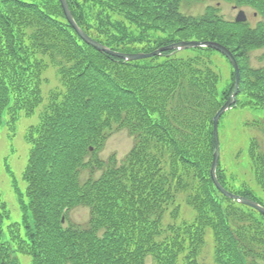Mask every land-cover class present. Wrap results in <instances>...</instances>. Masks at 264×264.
Listing matches in <instances>:
<instances>
[{
    "label": "trees",
    "instance_id": "1",
    "mask_svg": "<svg viewBox=\"0 0 264 264\" xmlns=\"http://www.w3.org/2000/svg\"><path fill=\"white\" fill-rule=\"evenodd\" d=\"M66 1L78 26L114 51L149 52L180 40L224 45L240 69L233 106L264 108V67L249 63L254 50L264 57L263 20L227 21L213 8L187 16L184 0ZM227 1L264 16V0ZM190 49L191 56L165 50L125 60L81 38L60 0H0V123L4 112L13 124L19 111L33 114L42 104L49 66L58 79L25 135L24 193L12 181L18 221L0 194V264H20L19 255L29 264H207L208 230L213 264H264V214L222 194L210 174L213 116L235 73L220 87L215 50ZM256 128L264 131V123ZM119 129L133 143L119 164L114 156L105 163L96 152ZM249 164L264 192V149L255 138ZM216 172L228 189L220 159ZM246 184L228 190L262 204ZM179 194L194 210L190 219L180 218ZM78 207L89 212L83 224L68 216Z\"/></svg>",
    "mask_w": 264,
    "mask_h": 264
},
{
    "label": "rangeland",
    "instance_id": "2",
    "mask_svg": "<svg viewBox=\"0 0 264 264\" xmlns=\"http://www.w3.org/2000/svg\"><path fill=\"white\" fill-rule=\"evenodd\" d=\"M210 8H213L217 15L227 21H234L239 9L245 11L250 25L254 26L260 20L264 21V16L255 14L253 8L227 0H184L179 7L181 13L192 17H200ZM192 52V49H185L180 53L191 56ZM262 52L263 50L259 49L250 53L249 63L252 67H264ZM210 53L211 66L220 74L219 86L223 87L230 81L232 66L220 52L211 51ZM44 77L47 82L42 85L44 100L34 113L26 115L23 111H19L16 121L9 124L8 115L4 112L0 123V194L10 210V221H18L22 214L18 203V194L12 181L14 180L16 186L24 193L26 184L22 178V172L25 169L30 149V144L25 138L26 132L30 126L39 122L40 111L46 101L48 91L58 85L56 69L53 66H49L44 71ZM238 99L242 101L245 96L241 94ZM259 123H264L263 107L236 104L226 110L218 127L219 158L226 173L225 186L230 190H235L241 187V183L246 182L247 187L264 206V192L255 183L249 167L250 139H257L260 149H264V131L256 128ZM132 143L133 138L127 130H115L96 154L105 163H112L109 158L114 156L115 162L119 164ZM7 168L12 173H9ZM179 196L176 204L180 207V218H192L194 210L184 202L183 194H179ZM68 216L73 222L83 224L88 219L89 212L85 207H78L72 209ZM165 216V222L172 220L168 214ZM212 245V235L208 230L201 253L202 261L207 264H213ZM18 260L20 264H29L30 257L19 255Z\"/></svg>",
    "mask_w": 264,
    "mask_h": 264
},
{
    "label": "water",
    "instance_id": "3",
    "mask_svg": "<svg viewBox=\"0 0 264 264\" xmlns=\"http://www.w3.org/2000/svg\"><path fill=\"white\" fill-rule=\"evenodd\" d=\"M64 14L68 20V22L72 25V27L76 30V32L80 35L81 38H83L88 44L94 46L97 50L105 52L107 54L117 56L126 60H136V59H142V58H148L157 54H160L161 52L165 50H184L188 48H193V47H211L219 52H221L223 55H225L230 63L232 64L234 71H235V85H234V90L230 97L226 100V102L220 107V109L216 112V114L213 117V133H214V138H215V151L213 153V159H212V165H211V178L213 180L214 185L219 189L220 192H222L225 196L234 198L237 201L255 208L259 212L264 214V207L257 203L256 201L249 199L247 197L233 194L226 190L219 182L217 175H216V167L218 164V159H219V138H218V121L220 116L229 108L231 105L236 101V94L238 93V87H239V79H240V71H239V66L236 61V58L232 54V52L226 48L224 45L216 42V41H196V40H181L177 41L175 43L160 47L154 51L151 52H135V53H122V52H117L114 50L109 49L108 47L104 46L100 42L92 39L90 36H88L76 23L74 20L70 9L68 7L67 1L66 0H60ZM247 16L243 10H239L236 17L235 21L237 22H242L246 21Z\"/></svg>",
    "mask_w": 264,
    "mask_h": 264
}]
</instances>
